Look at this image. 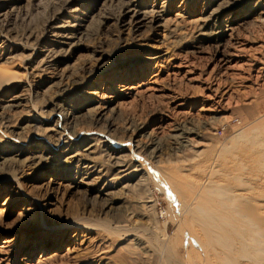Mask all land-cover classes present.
Here are the masks:
<instances>
[{
    "label": "rangeland",
    "instance_id": "374dc122",
    "mask_svg": "<svg viewBox=\"0 0 264 264\" xmlns=\"http://www.w3.org/2000/svg\"><path fill=\"white\" fill-rule=\"evenodd\" d=\"M4 1L0 77L12 76L25 91V102L4 112L0 121V264H93L100 257L110 259L109 264H227L217 256L219 248L205 255L188 228L183 231L177 223L173 212L178 214L179 195L170 183H229L239 186L238 191L249 186L264 200V171L250 162L262 158L253 153L264 145V92L241 89L240 110L232 116L203 112L200 100L192 105V119L174 123L158 144L133 155L123 151L130 134L166 116L163 100L141 92L98 121L99 105L89 103L87 94L112 72L124 77L130 73L125 82L137 92L148 86L185 92L187 82L174 86L168 75L186 59L200 72L207 69L205 58L218 45V22L212 18L205 27L199 19L229 0H175L173 5L170 0ZM240 1L232 9L246 22L240 34L249 35L247 28L259 16L246 17L247 12L264 0ZM163 3L166 14L155 24L125 25L133 15H125L129 10L151 11ZM53 26L72 27L62 31L72 40L49 43ZM55 55L61 63L57 76L41 67ZM141 68L144 74L133 78ZM62 73L69 78H61ZM42 81L47 83L45 94L37 89ZM64 89L68 95L58 108ZM8 92H0V106L10 98ZM60 128L66 132L61 145L51 139ZM176 128L196 135L170 137L176 136ZM97 138L100 145L90 148ZM242 148L252 150L243 153ZM113 152L118 154L111 156ZM118 164H127L129 170L120 173ZM135 165L144 171L135 173ZM73 222L95 227L71 228L59 248L53 249L57 239H52L26 253L27 246L42 243L46 228Z\"/></svg>",
    "mask_w": 264,
    "mask_h": 264
},
{
    "label": "bare ground",
    "instance_id": "6f19581e",
    "mask_svg": "<svg viewBox=\"0 0 264 264\" xmlns=\"http://www.w3.org/2000/svg\"><path fill=\"white\" fill-rule=\"evenodd\" d=\"M174 2L175 0H170L171 5ZM240 2V0L224 1L223 4H220L219 8L212 10L208 18L200 17L199 20L205 27L208 26L212 18H216L215 22H218L215 23L216 27H218L216 42L218 45L216 46L215 52L205 58L207 61V69L205 71L200 72L194 61H188L186 59L185 61L177 63L175 70L168 75V78L174 82V86L178 82H187V90L185 92L176 91L175 87H171V89L163 87L156 88L154 86H148L146 90H138L137 92L133 86L125 82L132 78H126L127 75L130 76V73L124 77V74L119 75V73L112 72L99 80L97 88H94L93 91L87 94V101L89 103L99 105L98 121L109 118L108 116L120 108L124 101L133 99L136 95L142 94L141 92H152L159 99L163 100L166 106L164 110L166 116L158 118L149 126L141 124L140 127L134 129L128 138V142L130 143H122L125 145L127 143L129 144V147L123 150L124 152L127 151L133 155L152 145L158 144L161 138L166 135V132L171 131L174 123L179 120L192 119L194 117L192 105L199 103L200 100L202 101L203 107L201 111L212 114L231 113L232 116L240 110L241 89L256 87L261 93L264 92V3L247 12L248 16L246 17L252 15H258L259 17L252 26L247 28L249 35H242L240 34V29L246 22L240 19L235 10L232 9L238 6ZM4 3V0H0V8L3 7ZM129 4L130 2L126 5ZM167 7L163 3L161 7L152 9L151 11L129 10L125 15L127 17L130 13H133V15L130 16L131 19L125 25L139 28L142 24H155L157 20L162 19L164 14H166ZM229 9H232V12H230V15L226 19H223L221 14ZM201 15L204 16V14ZM67 28L70 29L72 27L53 26L51 32L52 41H49V43L57 44L72 40L70 36L62 32ZM41 52L43 54L45 51ZM59 65H61L60 59L58 55H55L49 61L41 64V67H46V70L51 71L50 74L57 76L60 72ZM142 74L144 72L141 68L133 78L138 79ZM157 76H154V85L157 83ZM61 78L67 79L69 77L65 73H62ZM125 78L126 80H124ZM44 83L46 81H42L37 87L39 90L38 93L40 94L47 92L46 90L42 92ZM8 89V93L11 96L3 106H0V121L2 122L6 116L4 112L7 113L9 110L18 109L25 102V91H22L21 87L16 85L15 79L12 76L3 75L0 77V92ZM59 95V104L55 105L58 108H60V104L66 101L68 95L67 89L62 90ZM111 105L114 106L111 107ZM66 118L72 120V115L66 113ZM228 118L230 116H226V119ZM112 125L111 127L114 130L118 129L117 126ZM60 129L51 137L59 145L64 142L66 136V132L62 129L60 131ZM174 132L176 136L171 135L170 137L187 139L196 135L194 130H185L184 128H176ZM46 137L50 139V136ZM93 142L94 145L90 146V148L100 145L102 139L97 138L92 140ZM259 145L257 143V146ZM242 149L243 153L245 150L246 152L250 150ZM259 149L260 153L256 151L253 154H259L262 158L258 161L255 158L256 156L253 155L255 157L250 162H252L253 167L258 166L259 171H264V145ZM44 151L48 152L49 150L48 148H44ZM93 151L90 153H93ZM117 154L113 152L110 155L114 156ZM137 163L140 164L142 162L138 161ZM86 168L93 169L94 167L87 166ZM117 168L121 169L120 173L122 174L129 170L127 164H118ZM134 168L135 173L144 171V168L140 165H135ZM170 184L179 195V211L178 214L177 212H173V216L178 224H182L183 231L185 228H188L192 241L196 242L200 249L202 248L205 255L210 256L212 254L209 255L210 251L213 252L215 250L214 252H216L217 249L215 248H219L220 253L217 251V256L224 257L227 264H242L243 262L249 264H264V200L260 199L252 188L249 186L248 188L247 186L243 188L241 186L240 188L242 189L238 191L236 188L239 189V186L234 187L236 185L232 186L229 183L222 184L210 181L204 182L203 184H196L197 186H190L187 182H181L180 180H172ZM82 225L90 230L93 229L92 227H95L93 224L73 222L54 230L46 228L42 237L43 239H41L42 243H37L33 246L29 245L25 251L28 254L32 250L37 249V247L42 248L44 247L43 243L47 244L46 242H50L52 239H57V243L53 247V249H56L63 243L67 232L71 228H80ZM133 237L137 238L136 235H133ZM109 263L111 261L107 257H100L93 260V264Z\"/></svg>",
    "mask_w": 264,
    "mask_h": 264
}]
</instances>
